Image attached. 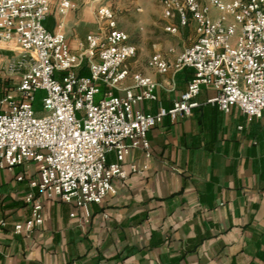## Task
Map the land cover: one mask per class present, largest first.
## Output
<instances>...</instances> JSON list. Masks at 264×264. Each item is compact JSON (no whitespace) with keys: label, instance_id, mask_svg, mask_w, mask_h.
Masks as SVG:
<instances>
[{"label":"crops","instance_id":"crops-1","mask_svg":"<svg viewBox=\"0 0 264 264\" xmlns=\"http://www.w3.org/2000/svg\"><path fill=\"white\" fill-rule=\"evenodd\" d=\"M155 1L77 0L62 16L54 0L44 24L55 31L63 20L76 49L78 41L99 30L96 11L102 4L126 17L118 25L138 46L129 65L159 84L157 98L138 107L155 114L174 106L194 70L161 74L148 66L149 59L161 53L175 61L197 39L193 21L168 31L169 24L179 25V15L166 19ZM15 55L0 50V100L19 82V74L2 68ZM124 86L132 87L133 80L127 78ZM215 95L213 88L203 87L191 116H166L149 131L152 156L140 148L130 151L124 161L128 178L117 180L116 193L91 206L87 226L71 216L72 204L47 200L42 226L29 234L15 232V223L32 219V208L24 201L28 179L19 182L16 174L29 177L35 166L0 170V216L9 220L0 234V264H264L263 121L248 119L237 106L223 112L208 102ZM114 161L115 153H109L108 162Z\"/></svg>","mask_w":264,"mask_h":264},{"label":"built area","instance_id":"built-area-1","mask_svg":"<svg viewBox=\"0 0 264 264\" xmlns=\"http://www.w3.org/2000/svg\"><path fill=\"white\" fill-rule=\"evenodd\" d=\"M53 1L0 0V50L16 52L2 68L20 75L15 90L0 100V170L35 166L29 177L16 174L19 182L28 179L24 201L32 219L15 223V232L41 227L47 200L72 204L71 216L90 224L91 206L116 193L117 180L128 178L124 161L130 151L140 148L150 158L149 131L166 116H191L203 87L216 91L208 102L223 112L237 106L264 125V0H157L166 19L179 15V25L169 24L168 31L193 21L197 39L175 61L161 53L149 59L148 66L161 74L194 70L174 106L155 114L138 106L157 98L159 84L130 67L138 46L119 27L115 12L102 4L96 11L99 30L73 49L63 20L55 31L44 24ZM76 1L56 0L58 12L65 16ZM127 78L132 87L124 86ZM39 90L45 91L41 114L34 109ZM112 152L116 161L109 163ZM8 225L0 216V234Z\"/></svg>","mask_w":264,"mask_h":264},{"label":"rangeland","instance_id":"rangeland-1","mask_svg":"<svg viewBox=\"0 0 264 264\" xmlns=\"http://www.w3.org/2000/svg\"><path fill=\"white\" fill-rule=\"evenodd\" d=\"M154 3L157 4V2L154 0ZM135 10H136V7H135ZM137 13L139 12L138 10L136 11ZM116 18H117V21L119 23V19H127L126 17H122L118 14H116ZM121 26V25H120ZM134 36V35H133ZM2 85L0 86V97L1 95H3V92H2ZM45 96V91L43 90H39L36 92V99H35V102H34V109L36 110L37 113L41 114L44 112L43 110V97Z\"/></svg>","mask_w":264,"mask_h":264}]
</instances>
